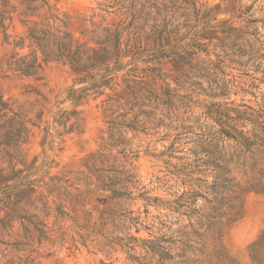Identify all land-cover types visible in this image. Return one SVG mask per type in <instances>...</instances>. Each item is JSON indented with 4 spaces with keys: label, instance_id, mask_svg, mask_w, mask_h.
I'll use <instances>...</instances> for the list:
<instances>
[{
    "label": "rangeland",
    "instance_id": "374dc122",
    "mask_svg": "<svg viewBox=\"0 0 264 264\" xmlns=\"http://www.w3.org/2000/svg\"><path fill=\"white\" fill-rule=\"evenodd\" d=\"M49 2L79 44L123 32L121 67L78 104L69 66L0 72L33 189L0 213V264H264V0Z\"/></svg>",
    "mask_w": 264,
    "mask_h": 264
},
{
    "label": "trees",
    "instance_id": "16d2710c",
    "mask_svg": "<svg viewBox=\"0 0 264 264\" xmlns=\"http://www.w3.org/2000/svg\"><path fill=\"white\" fill-rule=\"evenodd\" d=\"M18 1L25 7L21 13H17L18 7L12 6L11 0H0V37H3V45L13 46L0 58V72L17 73L38 81L50 64H62L75 72L78 84H86L78 96H71L76 104L88 98L91 92L103 95L101 89L111 86L114 74L121 67L123 32L105 29L104 38L96 42L99 48H92L88 43L79 44L74 40L69 19L51 6L49 0ZM13 15L23 18L20 22L26 28L24 36L14 42L8 34L11 24L7 26V22L13 21ZM29 123L31 121L0 95V213L7 210L4 220L10 218V214L22 212L20 205L28 198V193L33 192L31 183L26 182L28 177L23 176L25 170L17 169L25 165L22 147L29 139ZM7 264L35 262L29 258Z\"/></svg>",
    "mask_w": 264,
    "mask_h": 264
}]
</instances>
